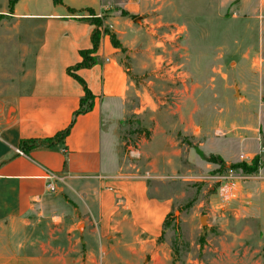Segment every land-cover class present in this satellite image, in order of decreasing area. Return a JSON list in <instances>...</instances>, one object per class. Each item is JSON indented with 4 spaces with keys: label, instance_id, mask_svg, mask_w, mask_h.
Returning a JSON list of instances; mask_svg holds the SVG:
<instances>
[{
    "label": "rangeland",
    "instance_id": "1",
    "mask_svg": "<svg viewBox=\"0 0 264 264\" xmlns=\"http://www.w3.org/2000/svg\"><path fill=\"white\" fill-rule=\"evenodd\" d=\"M9 1L0 0V120L27 85L37 41L31 21L4 20ZM251 1L241 12L225 0H131L128 12L115 0L99 19L129 76L124 110L104 120V153L120 178L159 167L150 189L172 208L154 241L125 226L99 242L89 212L75 217L50 201L28 228L38 264H264V3L254 12ZM170 150L180 161L167 171L160 159ZM231 166L244 180L223 203L216 177Z\"/></svg>",
    "mask_w": 264,
    "mask_h": 264
},
{
    "label": "crops",
    "instance_id": "2",
    "mask_svg": "<svg viewBox=\"0 0 264 264\" xmlns=\"http://www.w3.org/2000/svg\"><path fill=\"white\" fill-rule=\"evenodd\" d=\"M66 1L54 4L52 0L53 8L44 14L18 12L17 2L3 17L31 21L26 32L36 35L37 41L28 59L27 85L12 98L0 120V264H38L40 257L28 253L33 235L28 228L34 225L37 209L53 200L66 214L76 217L79 211L89 212L93 228L87 233L99 242L109 239L112 229L125 226L154 241L162 234L172 208V199L150 189L160 176L159 167L153 165L144 174L120 178L111 157L104 153V120L124 110L129 89L128 70L117 62L116 49L106 34H101L97 51L91 54L95 63L74 70L94 96L92 109L74 118L84 88L68 70L82 61V51L92 48L95 26L88 20L91 12L108 18L116 4L115 0ZM118 1L131 12V0ZM225 1H234L236 11L241 12L252 2ZM263 3L255 0L250 9L262 12ZM72 120L63 140L28 152L20 148L29 140L53 138ZM179 154L161 152L162 169L173 170ZM49 182L55 192L46 188Z\"/></svg>",
    "mask_w": 264,
    "mask_h": 264
},
{
    "label": "trees",
    "instance_id": "3",
    "mask_svg": "<svg viewBox=\"0 0 264 264\" xmlns=\"http://www.w3.org/2000/svg\"><path fill=\"white\" fill-rule=\"evenodd\" d=\"M19 0H10L9 1V13H11V11L13 10L14 5L18 2ZM62 0H53L54 4H60ZM90 18H88V20L91 22L92 25L95 26L93 35H92V48L90 50H86V51H82L80 53L81 57H82V61L77 64L75 67L70 68L68 70V73H70L71 76H73L76 80H78L83 88H84V95L80 100V105L79 108L74 112L73 116L74 118L80 114L86 113L88 111H90L93 107V101H94V96L90 93V91L86 88L84 82L78 78V76L75 74L74 70L76 68H81V67H89L91 65H93L95 63V59L91 56V54H94L97 51L98 48V44H99V40L101 37V34L103 32L100 31L99 29V19L98 17H95L94 14L91 12L90 14ZM106 34V33H103ZM107 35V34H106ZM113 43V42H111ZM113 45V44H112ZM73 124V120L71 122V124L69 125V127L67 129H65L62 132H59L58 134H56L53 138H48L45 139L43 141H35V140H29L27 142H23V144L21 145V149L25 152H28L30 149L36 148V147H42V146H51L53 145L56 141H60L63 140L69 133V130L71 128ZM236 166H231L230 168L235 169ZM239 167V166H237ZM166 221V219H165ZM165 224V222H164Z\"/></svg>",
    "mask_w": 264,
    "mask_h": 264
},
{
    "label": "built area",
    "instance_id": "4",
    "mask_svg": "<svg viewBox=\"0 0 264 264\" xmlns=\"http://www.w3.org/2000/svg\"><path fill=\"white\" fill-rule=\"evenodd\" d=\"M19 154L21 151L17 150ZM245 160H248V156H244ZM219 182L217 192L223 203H230L239 197L241 182L244 180V176L239 174L237 170L228 167L225 172L221 173L217 177ZM54 179V177H52ZM48 191L55 192V187L49 182L46 186ZM246 197V196H245Z\"/></svg>",
    "mask_w": 264,
    "mask_h": 264
},
{
    "label": "water",
    "instance_id": "5",
    "mask_svg": "<svg viewBox=\"0 0 264 264\" xmlns=\"http://www.w3.org/2000/svg\"><path fill=\"white\" fill-rule=\"evenodd\" d=\"M138 19H139V18L135 19V21H137ZM203 220H204V218L202 217V218H201V222H203Z\"/></svg>",
    "mask_w": 264,
    "mask_h": 264
}]
</instances>
